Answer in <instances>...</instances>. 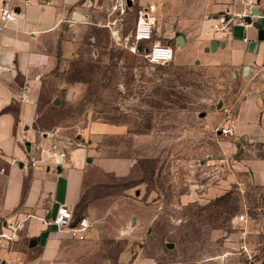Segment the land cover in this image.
<instances>
[{
	"label": "rangeland",
	"instance_id": "1",
	"mask_svg": "<svg viewBox=\"0 0 264 264\" xmlns=\"http://www.w3.org/2000/svg\"><path fill=\"white\" fill-rule=\"evenodd\" d=\"M245 1L89 0L41 76L35 128L53 156L94 142L91 160L120 161L121 174L88 172L84 201L105 202L103 213L78 214L91 223L85 240L59 233L52 258L38 259L14 227L0 233V264H264V186L240 164L264 148L220 134L244 87L200 55V30ZM141 17L152 37L137 43ZM153 44L170 47L171 61L150 63ZM94 124L112 131L89 139Z\"/></svg>",
	"mask_w": 264,
	"mask_h": 264
},
{
	"label": "crops",
	"instance_id": "2",
	"mask_svg": "<svg viewBox=\"0 0 264 264\" xmlns=\"http://www.w3.org/2000/svg\"><path fill=\"white\" fill-rule=\"evenodd\" d=\"M254 1L259 14L264 15L258 0ZM3 2L0 0V6ZM88 3L89 0H13L15 19L0 32V233L5 237L11 228H24L28 247L39 251L38 259H51L58 234L67 231L57 230L52 224L58 208L72 209L77 215L104 212V199L84 201L91 168L97 164L117 175L122 170L117 160H91L96 152L94 142L67 148L65 157L57 159L51 153L49 139L40 138L35 128L41 76L53 65L60 38L77 23L73 21L74 14L83 15ZM211 25L209 22L200 30L201 57L210 64L230 67L244 87L243 98L227 115L232 138L264 148L262 21L248 26L235 24L231 34L225 36L216 35ZM212 41L218 43L214 51L210 50ZM63 42L66 48L69 43ZM111 131L109 125L94 124L89 139ZM30 161L35 162L34 167L23 168ZM240 164L251 171L256 184L264 186V157ZM115 201H110L107 211L113 209ZM115 209L120 213L129 211ZM89 232L82 240L74 238L83 241ZM32 239L36 243L30 247ZM142 264L151 261L144 260Z\"/></svg>",
	"mask_w": 264,
	"mask_h": 264
},
{
	"label": "built area",
	"instance_id": "3",
	"mask_svg": "<svg viewBox=\"0 0 264 264\" xmlns=\"http://www.w3.org/2000/svg\"><path fill=\"white\" fill-rule=\"evenodd\" d=\"M27 4V3H26ZM13 0H4L0 6V32L8 27L15 19ZM256 8L257 13L251 14V9ZM246 17H250V23L245 21ZM262 21L264 27V15L259 14L256 2L254 0H246L244 7L239 12L226 10L223 14L215 17L212 24L213 32L218 36L230 35L232 27L237 24L240 26H248L252 22ZM152 37V24L145 19L139 18L135 29L133 31V39L135 42H149ZM246 41V39H244ZM172 49L168 46L153 44L145 53V58L152 64H165L172 59ZM223 136H232L233 128L230 125L228 117H226L225 124L219 129ZM65 154L57 155V159H62ZM35 162L30 161L23 164V168L34 167ZM243 217L235 218V224L242 221ZM52 224L57 230H67L73 237L82 240L91 228V223L86 216L75 218L73 210L60 207L58 208Z\"/></svg>",
	"mask_w": 264,
	"mask_h": 264
},
{
	"label": "water",
	"instance_id": "4",
	"mask_svg": "<svg viewBox=\"0 0 264 264\" xmlns=\"http://www.w3.org/2000/svg\"><path fill=\"white\" fill-rule=\"evenodd\" d=\"M256 13H257V9L256 8H252L251 9V14H256ZM82 20H84V16L83 15L78 14V13H75L74 14L73 21H75V22H81ZM245 21L247 23H250V17H246ZM262 35L264 36V32H261V38L263 37ZM176 44L178 46H180V47L183 46V44H184V38H183L182 35H180V34L176 35ZM217 45H218V43L216 41H212L210 43V50L214 51L216 49ZM54 104H57V101H55ZM35 243H36V241L32 239V240H30L29 246L32 247V246L35 245Z\"/></svg>",
	"mask_w": 264,
	"mask_h": 264
}]
</instances>
